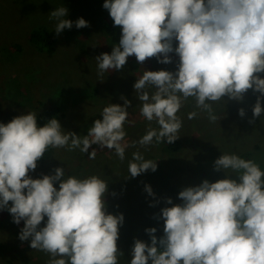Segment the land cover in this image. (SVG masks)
Returning a JSON list of instances; mask_svg holds the SVG:
<instances>
[{
  "label": "clouds",
  "instance_id": "clouds-1",
  "mask_svg": "<svg viewBox=\"0 0 264 264\" xmlns=\"http://www.w3.org/2000/svg\"><path fill=\"white\" fill-rule=\"evenodd\" d=\"M103 7L121 37L110 54L95 58L98 77L123 69L131 56L140 64L150 58L171 64L170 54L179 57L175 72L145 70L137 78L134 94L149 127L132 147L173 144L183 126L178 113L189 98L215 123L213 103L225 97L242 101L253 90L260 95L250 123L264 114V0H105ZM68 13L60 6L48 15L58 36L73 23L77 29L90 26L83 17L67 19ZM121 99L123 106L103 108L87 135L66 132L55 117L39 126L34 112L0 122V211L17 225L24 222L19 239L47 254V264H120L125 217L107 211L108 182L99 175L66 174L62 167L42 178L30 173L50 148L87 154L96 144L123 161L132 102ZM239 115H246L243 108ZM96 154L93 149L89 159ZM157 168V161L132 153L131 178ZM214 170L227 178L183 188L179 204L166 198L173 206L154 217L164 222L163 236L157 237L155 227L145 229L151 243L136 239L130 264H264V170L235 153H223ZM145 190L155 196L151 185Z\"/></svg>",
  "mask_w": 264,
  "mask_h": 264
},
{
  "label": "rangeland",
  "instance_id": "rangeland-1",
  "mask_svg": "<svg viewBox=\"0 0 264 264\" xmlns=\"http://www.w3.org/2000/svg\"><path fill=\"white\" fill-rule=\"evenodd\" d=\"M104 2L0 0V122L7 123L16 116L34 112L37 114L38 125L43 126L48 120L42 118V114L50 103L56 101L61 106L65 104L58 119L62 128L66 132L87 135L94 121L102 119L100 114L104 107L109 104L123 106L121 96L132 102L128 108L131 122L124 125L127 135L122 142L129 146L119 166L115 164L119 157L114 150L106 147L101 149L94 144L87 154L81 153L79 149L68 151L65 148H53L45 164L30 173L32 178H42L43 175L54 174L55 168L62 167L66 174L81 177L99 175L105 179L108 182L106 204L112 202L125 217L118 240L122 252L121 246L128 242L131 250L136 239L150 244L151 238L145 231L147 228L155 227L158 229L157 237L163 236L164 222L154 217L162 208L173 206L166 203V198L170 197L173 204H179L182 201L178 199V193L183 188L199 185L205 179L215 182L227 178L223 171L214 170V161L223 153H235L244 158L243 154L249 152L247 159L255 160L264 170V114L250 123L260 95L253 90H249L242 101L225 97L226 102L213 103V109L220 107L226 111L232 110L227 121L236 123L223 127L218 121L210 122L208 114L198 109L195 100L189 98L178 113L183 122L178 133L182 150L176 156L163 153V143H153L147 148L137 143L132 147L133 142L139 141L149 127V122L140 114V101L134 94L137 78L145 70L175 72L179 57L175 53L170 54L173 58L171 64H161L155 58L140 64L135 56H131L123 69L109 70L102 78L98 77L95 58L105 52L110 54L121 37L116 27L107 34L96 21L100 12H108L103 7ZM60 6L69 10L67 19L75 22L83 17L90 26L77 29L73 23L70 30L65 29L58 36L54 30L55 22L50 21L48 15ZM39 24L47 25L58 36L53 53L41 52L28 40L31 29ZM18 42L23 45V51L15 55L8 48ZM68 74L71 78L67 77ZM93 84H97L99 89L94 98L91 95ZM68 94L70 99L67 101ZM40 102H43L42 106ZM241 108L245 110L244 117L239 115ZM191 112L197 113L193 119L188 118ZM151 127L158 129L159 126L152 122ZM93 149L97 154L94 159H89ZM136 151H140L145 159L153 155L155 159L165 161L167 165L163 166L172 168L178 174L175 182L160 187L165 177H158L161 183L156 184L149 171L131 178L129 161ZM232 178L236 179L235 174ZM146 185H151L154 197L146 192ZM56 186H59L58 182ZM153 204L155 206H150ZM23 226V221L20 225L13 223L8 211H0V264H6L9 259L14 261L13 264H37L35 259L40 264H47L50 258L47 254L32 249L30 240L22 242L19 239Z\"/></svg>",
  "mask_w": 264,
  "mask_h": 264
},
{
  "label": "trees",
  "instance_id": "trees-1",
  "mask_svg": "<svg viewBox=\"0 0 264 264\" xmlns=\"http://www.w3.org/2000/svg\"><path fill=\"white\" fill-rule=\"evenodd\" d=\"M99 14H100V16L98 17V19H96V21L98 20V23H99L98 25L101 26V28L104 30L105 33L108 34V31L114 30V27L117 28L116 30L118 33H121V28L114 26V22L111 19L109 12H103L102 14L100 12ZM28 40L36 49L40 50L41 52L53 53V51H55V49H56V42L58 40V36L47 25L39 24V25H37L31 29V31L28 35ZM8 49H12L13 54L18 55V52L23 51V45L19 42L14 43L13 46L8 48ZM69 74H71V73H69ZM69 74L67 77L71 78V76H69ZM94 81H96V80H94ZM96 85L93 84L91 87V90H92L91 95L93 96V98L96 96L97 92L99 91V89ZM67 97H68V99H66V100L68 101L70 99V95L68 94ZM71 98H72V95H71ZM40 105L42 106L43 102H40ZM64 106H65V104L63 106H61L56 101L53 103H50L48 105L46 112L43 113L41 117L45 118L46 120H50L53 117L59 119V117L61 116V114L63 112L62 109ZM214 111H215V114L219 118L217 120L218 124L222 125L223 127L229 126L228 124H235L236 123L233 121H230V122L227 121V119H229L231 113L233 112L232 110L226 111L224 109H221L220 107L219 108L217 107V108H214ZM52 150H53V148H50L45 153V157L38 162L39 167L43 166L45 164V162L51 157ZM181 150H182V144L178 139L173 144H168L167 142L163 143L162 151H163V153H166L169 156L170 155L176 156L177 153H179ZM247 153H249V152H246L243 154L244 158H246V159L249 155ZM149 159L153 160V161H157V164H158L157 171L152 172L151 170H148L150 172L152 178H154V180L157 182L156 184L161 183V182L159 183L158 177H162V178L165 177L164 181L160 184V187H164L165 183L172 184L173 182H175L174 180L177 179L178 174L173 172L172 168H168L167 166H163L165 164L167 165V163L165 161H161L160 159H155V157L153 155H151ZM120 162H121V160L119 158H117L115 161V164H117L119 166ZM176 167H178V166H176ZM167 169H169V171H167ZM173 170L176 171V169H173ZM178 181L180 182V180H178ZM107 211L109 213L112 212L110 214H114V215H119L122 212V211H119L117 209V207L112 202L107 203ZM121 249H122L123 256H122V259L120 261V264H128V260L132 259L129 243L126 242L124 246H121ZM31 258H35V257L32 256ZM13 262L14 261L9 259V260H7L6 264H13ZM35 263L40 264L36 261V259H35Z\"/></svg>",
  "mask_w": 264,
  "mask_h": 264
}]
</instances>
